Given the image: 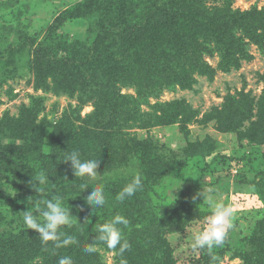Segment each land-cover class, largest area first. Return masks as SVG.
<instances>
[{
  "label": "trees",
  "instance_id": "16d2710c",
  "mask_svg": "<svg viewBox=\"0 0 264 264\" xmlns=\"http://www.w3.org/2000/svg\"><path fill=\"white\" fill-rule=\"evenodd\" d=\"M208 1L212 4L208 5ZM13 7L12 1H0V18L6 21L0 24V81L16 79L20 68H24L32 73L35 90L65 96L76 103L69 102L55 125L45 119L38 121V113L30 118L24 113L22 121L3 116L0 204L15 210L23 219V211L37 201L43 206L45 199L62 196L70 214L77 216V223L63 231L75 236L77 244L51 250V242L44 245L35 230L21 227L16 233H0V264H19L18 260L33 264L38 258L41 264H58L62 256H70L73 264H101L97 262L98 255L83 249L98 235V225L117 214L129 221L127 226H120L131 245L124 253L127 264H149L153 246L167 248L168 236L183 233L190 222L207 217L192 208L194 202L190 200L203 186L185 181L176 202L157 206L151 198L153 186L146 185L148 180L155 179L164 166L171 168L169 176L174 179H182L184 170L175 162L177 157L170 146L159 145L155 138L130 139L123 131L159 125L168 129L190 123L195 114L183 101L157 100L150 104V98L158 99L163 91L174 92L177 87L191 89L195 73L212 79L214 70L203 61L204 55L217 54L218 68L228 72L238 68L241 60L251 59L249 45L264 52V5L241 13L232 9V0H221L219 4L216 0H83L56 17L39 39L27 35L24 29L13 30L11 22L22 17L21 13L13 14ZM78 19L86 23L83 35L63 33L64 22ZM12 31L15 39L9 42ZM261 79L264 84V77ZM121 88H132L134 96L122 95ZM241 97L239 93L226 95L215 113L218 121L233 132L244 119L252 117L251 105L245 107ZM142 105L149 107L148 114L139 112ZM87 106L93 110L82 117ZM225 117H230L229 121ZM256 124L261 129L252 127L249 132L261 136L260 143L264 144V101L258 121L251 125ZM17 139H23V144ZM74 150L84 160L97 158L100 169L95 180L75 177L70 162H62ZM257 161L261 169L242 184L257 191L264 208V152L257 154ZM104 167L110 176L102 174ZM40 173L48 179L44 193L30 186ZM138 173L142 188L119 202L117 194ZM83 183H87L89 191L103 186L106 203L102 208L86 205L88 190L81 192ZM9 189L20 196L13 200L9 193H2ZM257 224L263 225L264 219ZM256 234L260 238H249L244 250L233 252V258L241 259L243 264H264V229ZM166 255L167 262L174 263L168 248ZM150 257L153 258L151 254ZM119 261L116 256V264ZM189 262L216 264V259L205 249Z\"/></svg>",
  "mask_w": 264,
  "mask_h": 264
},
{
  "label": "rangeland",
  "instance_id": "374dc122",
  "mask_svg": "<svg viewBox=\"0 0 264 264\" xmlns=\"http://www.w3.org/2000/svg\"><path fill=\"white\" fill-rule=\"evenodd\" d=\"M0 1L14 2L12 8L14 13H11L22 14L19 20L11 22L14 24L13 30L16 27L20 30L24 29L27 35L39 39L44 35L46 29L55 22L56 17L68 11L73 4L83 0ZM216 1L219 4L221 0ZM210 3L212 4V1H208L207 4ZM263 5L264 0H232V9L241 13H245L253 7L260 9ZM81 22L83 20L79 19L64 22L63 33L72 37L76 33L83 35L86 23ZM1 23H6V21L0 18ZM16 24L18 25L16 26ZM14 36V31L9 33L8 41H14ZM247 53L251 59L241 60L238 68H231L228 72H223L218 68L220 57L217 54H214L213 57L204 55L203 61L214 70L212 79L195 73L193 75L195 81L191 89L177 87L174 92L163 91L158 99L150 98V104H154L157 100L161 103L183 101L195 114L190 123L185 126L176 124L168 129L159 125L146 130L134 127L123 131L130 136V139L141 141L155 138L159 145L170 146L177 157L174 159L175 162L184 170L182 179H174L169 176L171 168L164 166L155 179L148 180L146 185L151 188L153 186L154 195L151 194V198L157 206H170L176 202V198L183 193L180 189L185 181L195 182L197 185L203 186L204 189L213 186L216 198L232 206L235 228L225 244L210 250V254L216 259V264H243L241 259L233 258V252L244 250L246 241L252 237L260 238L256 233L264 229V224H257L259 220L264 219V208L260 196L254 188L242 184L246 180H252L257 173L256 169H261L258 165L257 154L264 152V144L260 143L262 137L256 134L251 135L249 132L252 127L256 128V131L260 128L259 124L256 126L251 124L258 121L261 102L264 101V84L261 79L264 77V52L259 51L254 45H249ZM8 90L12 93H9ZM120 93L132 96L135 94L132 88H121ZM238 93L241 94L245 107L251 105L252 117L251 115L247 116L251 118L248 121L247 118L244 119L242 125L237 126L233 132L221 121H218L215 113L217 109L221 108L226 95ZM69 102L73 105L76 103L68 100L65 96L58 97L39 89L35 90L33 75L31 72L28 74L24 68H20L16 79L0 81V120L6 116L22 121V114L26 113L30 118L38 113V121L45 119V122L49 121L51 125H55L67 109ZM92 110V106H87L83 109L81 116L84 117ZM139 112L148 114L150 109L142 105ZM229 118L225 117L224 119L227 122ZM261 119L263 120L262 117ZM260 124L262 125V121ZM20 125H23V122ZM245 132H247V136H244ZM17 141L19 144H23V139H17ZM99 169L98 165L97 170L99 171ZM104 170L105 172L102 174L111 175L110 171V173L107 172L106 167ZM11 186L12 183H9V187ZM262 186L264 198V181ZM2 193H9L13 200L20 196V194L11 192L10 189L2 190ZM193 197L190 198L194 202L192 208L209 216L212 211L211 207L199 198L194 201ZM189 212L192 213V211ZM186 214L187 211L184 210L183 216ZM0 216L2 218L0 233H16L23 227V219L17 216L15 210L9 209L3 204H0ZM206 218L193 220L186 226L183 233L168 236L167 248L168 254L172 256L174 262L172 264H191L189 260L197 259L203 252L200 249H193L192 237L195 232L206 226ZM48 245L49 249H54L52 242ZM167 248L159 244L153 246L150 253L153 258L149 254V264H169V261L166 260L168 258ZM143 250L147 252L148 249L144 248ZM222 250H227V253L222 255ZM93 254L98 255L97 262L101 264H116L117 255L105 246H99L97 252ZM18 262L22 264L23 260H18ZM33 264H41L40 259H35Z\"/></svg>",
  "mask_w": 264,
  "mask_h": 264
},
{
  "label": "clouds",
  "instance_id": "9594fccd",
  "mask_svg": "<svg viewBox=\"0 0 264 264\" xmlns=\"http://www.w3.org/2000/svg\"><path fill=\"white\" fill-rule=\"evenodd\" d=\"M62 162H70V167L75 177L84 180H95L98 175L97 158L84 160L78 150L68 153ZM47 182V176L44 173H40L35 179L31 180L30 186L35 192L44 193V185ZM141 188L142 177L138 173L131 182L121 189L116 199L119 202H124ZM80 189L81 192L88 190L87 183L81 184ZM196 198L206 202L212 211L206 218V226L193 234L192 247L193 249L210 251L229 240L230 234L235 228L233 224V208L230 204L217 199L211 187L203 188L201 192L196 193L193 200L195 201ZM84 200L89 208H102L106 203L103 186H96L92 190H88ZM76 223L77 219L70 214V208L65 206L64 198L60 195L45 199L43 206L37 201L32 207H28L27 210L23 211L22 226L25 229L35 230L44 245L52 242L53 247L56 249L77 244L75 236L68 235L63 231L65 228H72ZM128 224V219L117 214L107 222L98 225L96 229L98 235L84 247L83 251L87 254H92L97 252L98 247L102 245L120 257L119 264H127V260L124 259V253L131 248V245L124 238L120 226H127ZM58 264H73V261L70 256H62L59 258Z\"/></svg>",
  "mask_w": 264,
  "mask_h": 264
}]
</instances>
